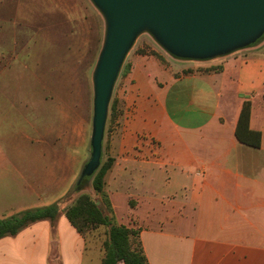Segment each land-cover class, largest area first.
<instances>
[{"label": "crops", "instance_id": "1", "mask_svg": "<svg viewBox=\"0 0 264 264\" xmlns=\"http://www.w3.org/2000/svg\"><path fill=\"white\" fill-rule=\"evenodd\" d=\"M128 65L105 177L116 224L138 231L149 264H264V35L210 60L137 54ZM245 102L259 148L234 136ZM27 198L4 203L0 219L28 210ZM101 259L63 211L0 238V264Z\"/></svg>", "mask_w": 264, "mask_h": 264}, {"label": "rangeland", "instance_id": "2", "mask_svg": "<svg viewBox=\"0 0 264 264\" xmlns=\"http://www.w3.org/2000/svg\"><path fill=\"white\" fill-rule=\"evenodd\" d=\"M105 35V18L91 0H0V209L27 198L28 187L29 209L59 202L63 210L76 199L72 190L91 153L93 78ZM137 54L160 61L170 55L150 31L135 36L111 88L101 160L113 158L110 144L124 115L119 89ZM80 193L96 199L87 184ZM83 237L91 253L103 255L107 228Z\"/></svg>", "mask_w": 264, "mask_h": 264}, {"label": "water", "instance_id": "3", "mask_svg": "<svg viewBox=\"0 0 264 264\" xmlns=\"http://www.w3.org/2000/svg\"><path fill=\"white\" fill-rule=\"evenodd\" d=\"M91 1L105 18L106 35L93 78L91 153L80 182L101 163L111 88L140 31H150L171 56L196 61L227 55L264 35V0Z\"/></svg>", "mask_w": 264, "mask_h": 264}, {"label": "trees", "instance_id": "4", "mask_svg": "<svg viewBox=\"0 0 264 264\" xmlns=\"http://www.w3.org/2000/svg\"><path fill=\"white\" fill-rule=\"evenodd\" d=\"M128 70L129 68L126 67L124 73ZM217 70L219 68L210 71ZM117 103L118 101H114L110 105L111 117L117 111ZM249 115L250 104L245 102L239 114L234 136L244 145L259 148L261 136L259 132L250 130ZM113 163L114 158L102 159L96 171L74 187L72 193L79 194L73 203L63 210H60V203L56 202L44 208L28 209L7 219H0V238L15 236L22 229L38 221L48 220L53 224L63 211L67 221L82 237L86 232L100 226L107 228V238L102 246L101 264H149L143 253L138 231L116 224L105 190V177ZM85 184L96 199L87 193H80Z\"/></svg>", "mask_w": 264, "mask_h": 264}]
</instances>
